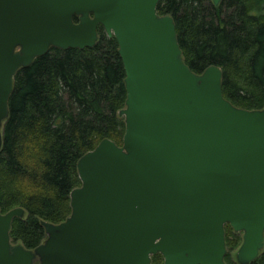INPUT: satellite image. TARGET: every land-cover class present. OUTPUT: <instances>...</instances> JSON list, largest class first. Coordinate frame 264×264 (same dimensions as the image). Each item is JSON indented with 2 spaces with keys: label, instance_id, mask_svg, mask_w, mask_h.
<instances>
[{
  "label": "water",
  "instance_id": "obj_1",
  "mask_svg": "<svg viewBox=\"0 0 264 264\" xmlns=\"http://www.w3.org/2000/svg\"><path fill=\"white\" fill-rule=\"evenodd\" d=\"M159 0H0V149L13 75L51 46L90 48L114 36L126 71L122 145L102 139L76 162L71 213L34 249L11 244L16 207L0 213V264H225L264 243V108L227 101L221 69L192 72ZM220 0H212L217 5ZM78 16L77 22L73 17Z\"/></svg>",
  "mask_w": 264,
  "mask_h": 264
},
{
  "label": "trees",
  "instance_id": "obj_2",
  "mask_svg": "<svg viewBox=\"0 0 264 264\" xmlns=\"http://www.w3.org/2000/svg\"><path fill=\"white\" fill-rule=\"evenodd\" d=\"M156 12L171 15L192 72L220 67L227 101L264 108V0H159ZM125 75L117 40L101 25L92 47L51 46L15 72L0 149V213L24 210L11 221V242L26 249L41 244L47 236L41 221L58 224L71 213L78 159L105 138L122 145ZM224 228L223 260L239 264L231 253L242 233ZM151 264H163L162 255L151 256ZM248 264H264V243Z\"/></svg>",
  "mask_w": 264,
  "mask_h": 264
},
{
  "label": "rangeland",
  "instance_id": "obj_3",
  "mask_svg": "<svg viewBox=\"0 0 264 264\" xmlns=\"http://www.w3.org/2000/svg\"><path fill=\"white\" fill-rule=\"evenodd\" d=\"M241 243H242V242H241ZM11 244H17V243H13V242H11ZM239 246H240V245H239ZM239 246H238V247H239ZM238 247L235 249V251H232V253H231V256L233 257L234 260H236V259H235V256H236V252H237ZM34 263L39 264V263H38V260H36Z\"/></svg>",
  "mask_w": 264,
  "mask_h": 264
}]
</instances>
